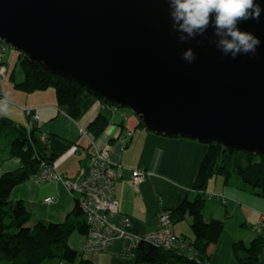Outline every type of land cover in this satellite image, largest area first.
I'll return each mask as SVG.
<instances>
[{
    "label": "water",
    "instance_id": "95a60500",
    "mask_svg": "<svg viewBox=\"0 0 264 264\" xmlns=\"http://www.w3.org/2000/svg\"><path fill=\"white\" fill-rule=\"evenodd\" d=\"M171 23L166 0H0V40L31 62L151 131L264 154V11L239 24L260 39L255 55L235 59L209 43L211 27L181 44Z\"/></svg>",
    "mask_w": 264,
    "mask_h": 264
},
{
    "label": "crops",
    "instance_id": "0c3cea01",
    "mask_svg": "<svg viewBox=\"0 0 264 264\" xmlns=\"http://www.w3.org/2000/svg\"><path fill=\"white\" fill-rule=\"evenodd\" d=\"M16 54L5 52L0 62L6 69L5 76L0 80V97L5 92L11 97V114L8 118L19 125H25L28 118L21 107L36 108L39 119L34 125L48 139V153L55 155L53 165L64 178L73 179L88 158V137L80 134L79 126L87 128L103 109V102L93 95L85 96L80 116L72 118L66 111L59 109L52 88L33 92L15 88L13 79L21 80L22 74L16 72V69L10 70L9 62L14 60L16 64ZM12 71L14 78L10 76ZM133 115L129 117L116 109L105 130L98 136L93 135L99 146H109L110 159L115 164L126 169L143 168L152 173L133 183L131 171L126 170L124 177L116 181L115 198L118 207L116 212L109 214L110 222L124 227L134 235L143 234L162 228V211L170 212L182 200H192L202 195L206 200V221L221 220L223 228L217 240L208 245L201 263L239 264L233 253V242H249L256 235H264V196L251 192L237 178L225 183L222 176H213L206 188L196 189L195 176L207 144L180 135L169 136L151 131L140 125L139 118ZM128 131L131 134L128 135ZM4 133L6 138L12 139L16 134L13 129L5 130ZM8 147V143L0 146V176L20 167V160L9 154ZM48 196L52 197L50 202L44 200ZM10 199H20L26 203L32 216L31 222L35 219L64 222L76 204L74 194L60 180L38 183L28 179L12 189ZM126 219H129L128 223ZM170 220L172 230L192 243L194 235L190 227L191 216L186 214L174 222L170 215ZM84 238V233L74 230L68 237V243L79 251ZM132 238H118L106 251L83 256L93 264H128L135 248ZM260 259L264 262V247ZM43 264H56V261ZM165 264L186 263L171 258Z\"/></svg>",
    "mask_w": 264,
    "mask_h": 264
},
{
    "label": "trees",
    "instance_id": "16d2710c",
    "mask_svg": "<svg viewBox=\"0 0 264 264\" xmlns=\"http://www.w3.org/2000/svg\"><path fill=\"white\" fill-rule=\"evenodd\" d=\"M16 63L21 69L22 79H13L15 88L24 92L52 88L59 109L66 111L72 118L80 116L85 96L93 95L106 106L113 104L75 80L54 74L42 63L31 62L24 54L18 52ZM13 73L12 71L11 77ZM112 113L114 112L107 107L100 110L88 124V131L94 136L100 135L110 123ZM25 115L28 118L25 125H19L8 117H0V135L5 130L13 129L16 132L15 137L8 143V151L11 156L20 160V167L0 176V264H43L53 260L56 264H93L68 243V237L74 230L84 234L87 232V224L77 202L64 222L42 219L31 222L32 216L26 203L20 199H10L11 191L16 185L36 174L43 161L53 165L55 158L54 154L48 153V140L41 141V129L34 125L36 121H33L31 115ZM139 124L146 128L141 120ZM213 176H222L225 183L237 178L251 192L264 196V154L230 150L219 143H208L196 172L194 187L203 190ZM205 204V197L197 195L192 200H182L177 207L170 210L174 222L181 220L186 214L191 216L190 227L194 235L191 244L198 259L140 241L136 244L133 258L128 264H165L171 258L186 264H202L201 259H204L208 245L217 240L223 228L221 220L206 221ZM263 247L264 235H256L249 242L237 240L232 245L239 264H264L260 259Z\"/></svg>",
    "mask_w": 264,
    "mask_h": 264
},
{
    "label": "built area",
    "instance_id": "2783aa9c",
    "mask_svg": "<svg viewBox=\"0 0 264 264\" xmlns=\"http://www.w3.org/2000/svg\"><path fill=\"white\" fill-rule=\"evenodd\" d=\"M1 43V50H6V44ZM9 48L12 52L16 50L11 46ZM3 53L0 55V62H2ZM5 74V66L0 64V80L3 79ZM105 107L111 112H115L117 109L115 104H107V106L103 104V108ZM21 108L25 114L33 117V121L39 119L36 108L24 106ZM79 131L88 137L89 149L87 162L83 167H80L79 174L75 179H65L49 163H42L40 169L36 174L31 175L30 179L32 178L38 183L60 180L71 193L73 192L77 195V203L88 225L85 238L88 237L85 241L83 240L80 249L88 253L106 251L116 239L130 237H133V246H136L138 240L155 241L152 243L165 248L182 243L181 240L177 239L172 230L170 215L166 210L162 211L160 215V220L163 222L162 228L139 235H134L124 227L116 226L110 222L109 214L117 211V200L115 198L116 181L124 177L126 170L131 171V181L133 183L143 180L146 172L142 168L126 169L120 164H115L110 159L109 146H99L86 127L79 126ZM129 134L131 133L128 132ZM40 136L41 138H47L45 134H41ZM44 200L50 202L52 197L48 196ZM128 220L126 219L127 223L129 222ZM92 232H94V235L90 236ZM156 240L163 241L164 243L159 244ZM185 248L190 256H196L193 246L186 243Z\"/></svg>",
    "mask_w": 264,
    "mask_h": 264
},
{
    "label": "clouds",
    "instance_id": "9594fccd",
    "mask_svg": "<svg viewBox=\"0 0 264 264\" xmlns=\"http://www.w3.org/2000/svg\"><path fill=\"white\" fill-rule=\"evenodd\" d=\"M171 18V28L178 33L177 42L185 43L203 36L209 27L215 39L209 40L222 55L235 59L238 55L254 56L261 45L260 39L239 24L259 20L264 9L260 0H166ZM181 58L192 63L196 55L189 47ZM11 114V97L5 92L0 97V117Z\"/></svg>",
    "mask_w": 264,
    "mask_h": 264
},
{
    "label": "rangeland",
    "instance_id": "374dc122",
    "mask_svg": "<svg viewBox=\"0 0 264 264\" xmlns=\"http://www.w3.org/2000/svg\"><path fill=\"white\" fill-rule=\"evenodd\" d=\"M1 42H3L2 40H0ZM4 43V42H3ZM1 44L2 43H0V55L4 52H9V53H13V52H17V54L14 56L15 58H16V60H17V57H18V51L17 50H15V51H11V49L9 48V45L8 44H6V50H1ZM3 53V54H4ZM13 57V58H14ZM9 68H10V70H14V69H16L15 71L17 72V71H19L20 72V74H21V69L19 68V65L16 63V64H14V60H10V62H9ZM117 110H119L120 112H122V113H125L127 116H134L133 114V111L130 109V108H128V107H121V106H118L117 107ZM113 114V113H112ZM11 128V127H10ZM88 129V128H87ZM5 133H3L1 136H0V146L1 145H4V143L5 144H7V143H9L8 141H10L12 138H6V136L4 135ZM81 134V133H80ZM83 135V134H82ZM6 146V145H5ZM103 146H105V145H103ZM4 148V147H3ZM51 166L54 168V170L55 171H57V172H59L57 169H56V166L55 165H52L51 164ZM145 172H146V174H145V176H144V178L146 177V176H148V175H150L151 174V172L149 171V170H146V169H143ZM62 176V175H61ZM143 178V179H144ZM30 179V178H29ZM31 180L32 181H34L32 178H31ZM72 194H74V198L75 199H77V195L75 194V193H73L72 192ZM76 202H77V200H76ZM222 206V205H221ZM223 207V206H222ZM168 213H169V215H170V212L169 211H167ZM83 216H84V214H83ZM84 219H85V216H84ZM85 222H86V220H85ZM87 224V223H86ZM87 231H88V225H87ZM148 243H150V244H152V245H154V246H156V247H158V245H156V244H154V243H152V242H148ZM163 249H166V250H170V251H172L170 248H163ZM173 252V251H172ZM175 253H177V254H181V255H187L188 253H186V252H175ZM196 256H193L192 258H195ZM46 262H48V261H46ZM50 262V261H49Z\"/></svg>",
    "mask_w": 264,
    "mask_h": 264
},
{
    "label": "bare ground",
    "instance_id": "6f19581e",
    "mask_svg": "<svg viewBox=\"0 0 264 264\" xmlns=\"http://www.w3.org/2000/svg\"><path fill=\"white\" fill-rule=\"evenodd\" d=\"M128 132H130L131 133V131H128ZM128 132H127V134H128ZM41 135V134H40ZM92 137H93V135H92ZM40 138H41V136H40ZM94 138V137H93ZM95 139V138H94ZM48 139L47 138H41V141H47ZM96 140V139H95ZM105 146H108V145H105ZM109 150H110V148H109ZM43 163H46V161H43ZM143 169V168H142ZM152 174V173H151ZM179 205V204H178ZM177 205V206H178ZM176 206V207H177ZM117 207H118V204H117ZM205 217V216H204ZM122 227V226H121ZM175 233V232H174ZM92 235H94V232H92L91 233V235L90 236H92ZM136 235H139V234H136ZM175 235H176V237H177V239L178 240H181L182 241V243H177V244H175L174 246H170V249L173 251V252H186L187 253V250H186V248H185V244L187 243V244H189V245H191V246H193L190 242H188V239L187 238H185L184 236H180V235H178V234H176L175 233ZM88 237V236H87ZM87 237L86 238H84V241L87 239ZM140 241H144V240H138V242H140ZM157 241V243H159V244H163L164 242L163 241H159V240H156ZM144 242H149L148 240H145ZM152 242H155V241H152ZM158 247H161V246H158ZM81 248V247H80ZM161 248H164V247H161ZM194 248V247H193ZM83 255L84 254H90V253H88V252H83L81 249L79 250ZM195 251V253H196V250H194ZM101 252H104V251H101ZM197 254V253H196Z\"/></svg>",
    "mask_w": 264,
    "mask_h": 264
}]
</instances>
